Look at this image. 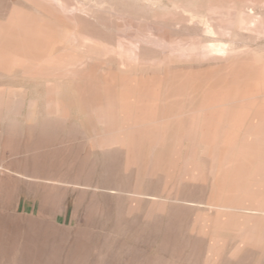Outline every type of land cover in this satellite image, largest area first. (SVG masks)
Returning <instances> with one entry per match:
<instances>
[{
    "label": "rangeland",
    "instance_id": "obj_1",
    "mask_svg": "<svg viewBox=\"0 0 264 264\" xmlns=\"http://www.w3.org/2000/svg\"><path fill=\"white\" fill-rule=\"evenodd\" d=\"M228 98L264 118V0H0V264H264L211 198Z\"/></svg>",
    "mask_w": 264,
    "mask_h": 264
},
{
    "label": "bare ground",
    "instance_id": "obj_2",
    "mask_svg": "<svg viewBox=\"0 0 264 264\" xmlns=\"http://www.w3.org/2000/svg\"><path fill=\"white\" fill-rule=\"evenodd\" d=\"M216 47H217L216 49H218L222 52H225V48H226L225 45L217 44ZM221 55H223V54H221ZM192 87H193V85H192ZM190 91H192V90H190ZM232 100L233 99H231V98L230 99L228 98V100H227V103L229 105L225 108L226 112L222 113L223 119H227V120H229V122H231L230 121L231 116L233 115V121H234L233 126L235 127L237 124L240 126H243V127H241V129H242L241 131L243 132V137L242 138L236 137V136H234V137L240 138V141H241L240 146L243 149V151H244V149H247V150L251 149V153L253 154V156L256 157V159L257 158L259 159V165H258L259 169H257V168L253 169V168L246 166V164H247L246 160H243V161L239 160L237 172L234 173L233 170H231V168H230V165H232V162H233L232 161L233 156L229 153L228 148H230L231 146L232 147L234 146V145H232V142L234 144L235 139H234V137H233V139H231V136H230L231 134H230L229 130L223 129V124L215 126L216 131L214 133H211V135L208 136V138L203 139V143L209 144L210 147H212V146L217 147V145H218L222 148V150H220V152L218 154H216L214 152L211 153L212 152L211 151L210 155H209V156H211V159L213 160V163L216 166L214 173L216 174V178H217L216 183L213 185L214 192H213V195L211 198L213 199V201H222L219 209L233 210V209H230V208H232V204L235 203V201H239V207L250 208L252 211H259L261 209L264 212V130L262 132V124L264 122L263 121L264 118L262 117L261 119H259L260 117H254L253 121H251L250 125H248L249 127L245 128L246 121H247L246 116H245V109L231 107L230 103ZM239 100L244 103L245 99L240 98ZM189 101H190V99H189ZM122 102H124V101H122ZM230 108L233 110V113H232V111L230 113V110H231ZM216 122L221 123L218 121H216ZM198 136H199V134H198ZM116 141H117V139H116ZM198 142H199V139H198ZM201 144L199 142V148H200ZM145 149H146V146H145ZM204 149H202L203 152H204ZM211 149H213V147ZM226 149H227V151H226ZM58 153H57V156H58ZM153 157H154L153 159L155 161V163H154L155 166L164 167L167 164L166 160H165V158L167 156L164 155L162 152L158 151L157 149L154 151ZM74 160H75V158H74ZM56 162H57V158H56ZM178 163H179L178 156H174L173 159H171L169 165L176 166ZM51 164L55 165L56 163H51ZM58 164H60V163H58ZM72 164H73V162H72ZM63 165H65V164H63ZM187 165L189 166V163H187ZM73 166H75V162H74ZM76 166H78V165H76ZM62 168H64V167L62 166ZM236 207H237V205H236ZM236 209H238V208H236ZM247 210H249V209H247ZM247 218H249V217H247ZM234 221L235 220L233 219V217L225 212V213H223V215L220 214L218 216L216 223L221 230L222 229L225 230V228L231 227V225L234 224ZM241 228L247 233L252 231V230L257 231V232L261 231L262 229H264V220L263 219H256L255 221H247V225L242 226ZM230 232H232V231H230Z\"/></svg>",
    "mask_w": 264,
    "mask_h": 264
}]
</instances>
